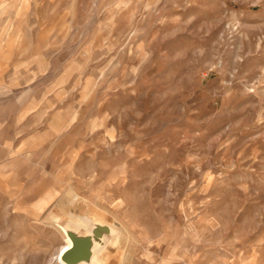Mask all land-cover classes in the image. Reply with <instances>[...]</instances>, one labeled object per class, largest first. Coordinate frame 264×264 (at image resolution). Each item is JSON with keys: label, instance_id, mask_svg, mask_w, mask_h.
<instances>
[{"label": "rangeland", "instance_id": "obj_1", "mask_svg": "<svg viewBox=\"0 0 264 264\" xmlns=\"http://www.w3.org/2000/svg\"><path fill=\"white\" fill-rule=\"evenodd\" d=\"M50 216L101 264H264V0H0V264Z\"/></svg>", "mask_w": 264, "mask_h": 264}, {"label": "bare ground", "instance_id": "obj_2", "mask_svg": "<svg viewBox=\"0 0 264 264\" xmlns=\"http://www.w3.org/2000/svg\"><path fill=\"white\" fill-rule=\"evenodd\" d=\"M48 224L55 227L57 231L61 234L62 239H63V247H61L60 251L57 252V254L51 259L50 264H65L61 259H60V253L64 251L67 247L70 245V240L68 238L69 233H75L79 236H84L88 237L89 239V261H91L92 264H101L100 260L96 258L95 255H93L92 249L94 247V244L98 245V248L100 250V253L102 254V248L106 242V239L110 237L113 232L110 229L109 224L105 222H98V221H93L92 228L89 233H84L81 229H73L70 227V224L67 222V220H64L60 223V220L58 217L55 216H50L48 218ZM94 226L98 227H103L107 226L110 233L109 234H100V235H93L91 231L93 230ZM103 243V246L101 245ZM77 264H89L88 262L81 261Z\"/></svg>", "mask_w": 264, "mask_h": 264}, {"label": "water", "instance_id": "obj_3", "mask_svg": "<svg viewBox=\"0 0 264 264\" xmlns=\"http://www.w3.org/2000/svg\"><path fill=\"white\" fill-rule=\"evenodd\" d=\"M93 235L100 234H109L110 231L107 226L98 227L94 226L91 231ZM68 238L70 240V245L64 251L60 253V259L65 264H77L81 261L88 262L89 261V239L88 237L79 236L75 233H69ZM103 246V243H101Z\"/></svg>", "mask_w": 264, "mask_h": 264}, {"label": "crops", "instance_id": "obj_4", "mask_svg": "<svg viewBox=\"0 0 264 264\" xmlns=\"http://www.w3.org/2000/svg\"><path fill=\"white\" fill-rule=\"evenodd\" d=\"M39 201V200H38ZM60 251V250H59Z\"/></svg>", "mask_w": 264, "mask_h": 264}]
</instances>
